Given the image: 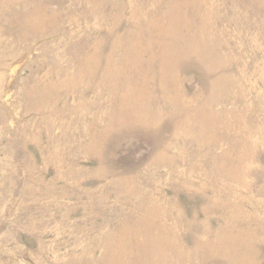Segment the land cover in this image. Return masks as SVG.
Here are the masks:
<instances>
[{"label": "rangeland", "instance_id": "rangeland-1", "mask_svg": "<svg viewBox=\"0 0 264 264\" xmlns=\"http://www.w3.org/2000/svg\"><path fill=\"white\" fill-rule=\"evenodd\" d=\"M0 264H264V0H0Z\"/></svg>", "mask_w": 264, "mask_h": 264}]
</instances>
